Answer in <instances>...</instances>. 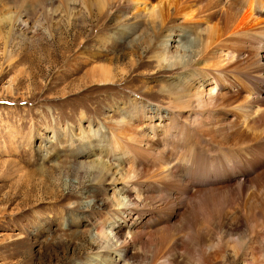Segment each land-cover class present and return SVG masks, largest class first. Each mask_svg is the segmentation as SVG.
Segmentation results:
<instances>
[{
	"label": "rangeland",
	"instance_id": "obj_1",
	"mask_svg": "<svg viewBox=\"0 0 264 264\" xmlns=\"http://www.w3.org/2000/svg\"><path fill=\"white\" fill-rule=\"evenodd\" d=\"M250 1L196 0L193 8L197 11L207 8L214 10L210 17L199 21L200 38L207 42L203 58L199 59L200 66L210 61L217 62L223 56L224 61H229V67L235 65L236 69H245L256 78H264L260 67L264 55V22L248 31L235 28L244 8L264 15V0H253L257 4L255 7ZM107 3L106 8H101L100 0H0V16L9 12L8 15L19 17L11 25L0 23V264H87L88 257L95 254L86 246L92 242L91 235L96 231L93 224L100 223L108 212L116 209L115 206H108V201L112 200L113 193L121 198L124 196L122 180L117 178L132 166L133 160L128 154L122 155L120 149L113 150L109 156L106 152L98 154L102 158L98 161H103L106 167L110 166V172H115L116 180L113 183L111 180H97L87 167L78 170L71 162L73 156L89 143L88 131L101 125L91 139L98 153L112 134L106 128L108 122L131 116L135 109L141 108L140 113L145 114L144 126L150 123L145 133L151 142L157 140L160 144L158 139L168 129L167 122H171L172 113L168 112L166 98L170 94L165 90L179 85L172 80L182 70L176 71L170 67L160 69L153 61L154 37H145L150 25L142 21L143 15L136 5L130 7L126 0H121L108 8ZM124 5L129 6L127 12L123 10ZM101 16L104 18L99 20ZM128 21L140 24L132 30L126 27ZM172 22L182 23L184 16L178 15ZM192 24L189 22L190 26ZM209 25L212 26L211 30L207 28ZM172 36L175 38L170 40V51L177 50L179 39L182 42L186 40L189 53L196 48L193 45L196 38L193 32L178 29L172 32ZM100 38L101 41L98 40ZM98 48H102L107 55L101 56L102 52L98 51L102 49ZM237 53L241 55L238 57ZM86 57L90 62L84 64ZM107 57L115 59L108 61L105 59ZM150 61L153 62L151 66ZM103 64L111 66L116 74L115 81L109 84L92 80L84 83L85 72ZM131 67L136 68L129 73ZM229 78V81H224L227 86L224 91L231 95L230 99L246 101L247 89L238 91L243 84L234 82L233 75ZM257 85L264 92V83L258 81ZM245 87H249V84ZM168 98L171 99V96ZM231 104L234 105V102L231 101ZM228 111L225 117L234 120L237 115L233 114L234 111ZM220 113L215 120L221 122L223 114ZM194 118L190 109L182 112L179 123L172 130L186 134L191 132L189 122ZM211 124L204 125L201 133L215 141L223 138V131H218V126L212 127ZM193 126L198 127L196 122ZM82 128L87 131L86 134H83ZM146 139L150 141L148 137ZM176 141L172 145L168 143L169 151L173 149L174 153L180 155V146H175ZM142 156L149 159V155ZM85 158L81 156L77 160L85 162L99 157L93 154ZM208 158L214 172L227 165L214 157ZM146 159L145 168H148ZM61 161L68 168L59 173ZM155 163L158 164L157 161ZM54 169L56 172H53ZM257 186H253L255 189L249 187L244 203L239 204L238 200L222 208L221 225L215 224L217 215L211 222L213 225L198 221L199 231L204 232L209 228L207 244L220 242L219 257L212 261L213 264H258L252 258L245 262L243 257L237 259L235 256L242 255L241 249L248 238V225L254 226V229L264 227V205L258 208L263 210L260 215L252 213L259 200L262 199L264 203L263 184ZM157 192L158 189L153 190L158 196ZM145 202L150 204V200ZM154 216L158 217L157 214ZM240 216L242 221L244 218L246 220L235 225L234 221ZM162 226L154 228L162 230ZM111 228L108 223L105 231L115 243ZM147 228H140L145 236L148 230L153 231L154 235L158 234L157 237L164 235L162 232L156 233L152 224ZM158 241H163L165 248L172 243L168 241L167 245V241ZM138 247L135 246V249ZM99 251V261L103 264H127L120 262V255L112 250L103 248Z\"/></svg>",
	"mask_w": 264,
	"mask_h": 264
},
{
	"label": "bare ground",
	"instance_id": "obj_2",
	"mask_svg": "<svg viewBox=\"0 0 264 264\" xmlns=\"http://www.w3.org/2000/svg\"><path fill=\"white\" fill-rule=\"evenodd\" d=\"M126 1L130 7L136 5V8L143 15L142 21H146L150 25L145 37H154L152 46V52H154L153 61L157 62L160 69L170 67L171 69L175 68L176 71L182 70V72H179V75L177 73L172 80L177 81L179 85L167 87V90H165L171 96V99L168 98L170 96L166 98L168 100L167 109L168 112L172 113V116L171 122L166 124L168 129L163 132L165 136L162 135L161 139H158L160 144L157 143V140L151 142L152 140L145 133L150 123L143 125L146 116L144 113H140L141 108L139 110L135 109L131 116L123 117L120 121L108 122L106 128L110 129L112 134L98 153L95 151L97 147L96 145L94 146V142L91 139L96 136L99 128L101 129V125H99L98 129L92 127L88 133L82 128L83 134L87 133L90 141L71 160L78 170L87 167L93 171L97 180L102 182L111 180L113 182L116 180L115 172H110V166L109 168L106 167V164L100 161L102 159H100L101 155L99 156L98 154L106 152L105 154L108 155L113 150L120 149L122 155L128 154L129 158L131 157L133 160V163L131 162L132 166L122 172L120 178H117L122 180L123 191L125 189V194L122 193L124 195L122 196L123 199L113 193L112 200L108 201V206H115L116 209L112 207L114 210L108 212L103 221L93 224L96 231L95 234L91 235L92 242H89L86 246L90 251H95V254H91L88 257L87 264H103L99 261L101 256L99 250L103 248L118 253L121 257L120 259H122L120 262H127V264H213L212 261L214 262L219 257L218 250L221 248L218 249V247L220 242L207 244L206 235L209 228H206L207 230L204 232L199 231L197 229L198 221L203 220L208 222V225H213L214 223L211 222L217 215L218 221L215 224L221 225L223 218L221 210L226 204H232L238 200H240V204L251 187L256 186L257 188L259 187L257 186L258 184H263L264 187V92L257 85L258 81L264 83V78H256L250 72L244 71L245 69L240 70L238 67L236 69L235 65L229 67L227 65L229 61H224L226 59L222 55H220L222 59L218 58L219 61L217 60L216 62L215 60L214 63L210 61L209 63L211 64L206 62L209 65L200 66L199 59L200 57L203 58L202 55L204 49H206L205 43L207 42L200 38L199 21L204 20L207 16L210 17L214 12L212 8L197 11L193 8L196 0ZM100 2L101 8H106V3L109 8L120 3L121 0H100ZM249 3H251L252 7L257 5L253 0ZM129 6L124 5L123 10L127 12ZM8 14L9 12L0 16V23L11 25L19 18L18 15ZM178 15L184 16V22H172ZM104 16L99 17V20H102ZM238 20L239 22H236L235 28H239L241 31H248L255 26L263 24L264 15L256 14L248 10V8H244ZM189 22L193 24L190 26ZM139 24L140 22L137 21H128L126 27L135 30ZM207 28L211 30L212 26L209 25ZM178 29L184 32L189 30L196 35L193 42L196 48L192 52L189 53V46L186 40L182 42L181 39H179L177 50L174 52L170 51V46L172 45L170 40L175 38L172 36V32ZM98 40L101 41L102 39ZM87 51L86 49L85 52ZM89 51H92V49ZM98 52H102L101 56L103 57H105V54L107 55L103 49ZM239 55L241 54L237 53L238 57ZM196 56H199V58L196 59ZM227 57L228 59L230 58L229 56ZM105 59L112 61L115 57H107ZM83 62L84 64L90 62L89 57H86ZM152 63L150 61V66ZM260 67L264 77V55L263 64L261 62ZM135 68L131 67L128 72L130 73ZM115 75L111 66L103 64L95 67L90 72H85L83 81L86 84L90 80L109 84L115 81ZM230 75L234 76V82L243 84L241 85L242 89L239 88L238 91L243 90V88L247 89L248 99L246 101L241 102L238 100L239 98L230 99L231 95L224 91L227 87L224 81H229ZM246 84H249V87L246 88ZM235 94L239 95L238 93ZM231 101L234 102V105L231 104ZM221 106L223 108L219 109ZM188 109L191 110L195 117L193 121L189 122L191 123V132L187 134L183 132V134L179 132L180 130H172L179 123L178 118L181 117V113H186ZM228 110L234 111L235 113L233 114L237 115L234 120L225 117L229 112ZM219 112L223 114V117H220L222 118L221 122L219 119L218 121L215 120ZM150 117L152 116L150 115ZM241 121H243V124H241ZM194 122L199 128L193 126ZM172 123L173 125L169 127L168 125ZM210 123H212V127L218 126V131H223L225 134L224 137L222 136L223 138L215 141L208 139L205 137L207 135L204 136L201 133V128ZM115 127L117 129H114ZM147 137L150 141H147ZM174 141H176L175 146H180V155L174 153L173 149L169 151L168 143L172 145ZM160 146L164 147L160 148ZM93 154H97L99 158L85 162L77 160L81 156H86V160ZM145 154L149 155V159H146L148 158L146 156H142ZM208 157L219 159L227 165L214 172V169L210 167ZM98 159L100 160L98 161ZM145 159L149 163L148 168H145ZM155 160L158 164L155 163ZM59 166V173L63 170L67 171L68 166L64 161L59 162ZM56 169L53 172H56ZM155 189L159 191V193L157 192L158 196L153 193ZM253 189L255 188L253 187ZM146 200H150V204H147ZM263 205V200H259L256 206L254 205L253 215H260L263 210L260 211L258 208H263ZM154 214H157L158 217L154 216ZM244 220L246 219L244 218ZM244 220L242 221L240 216L236 218L234 224L237 225L244 222ZM121 222L123 223L120 224ZM108 223L112 226L113 236L116 239L115 243L105 231ZM245 223L247 222L245 221ZM151 224L153 228L157 225H163L162 230L154 229L157 231L156 233L162 232L164 235L157 237L158 234L154 235L153 231H149L148 228ZM144 227H148V231H146L147 238L144 235L145 232L143 233L140 229ZM256 228L254 229V226L248 225V238L245 239L243 249H241L242 255L235 254V256L236 258L243 257L244 261L252 258V260L258 261V264H264V227ZM178 237L180 239L176 241L175 239ZM158 239L164 240L165 243L167 241V245L168 241L172 243L170 247L165 248L163 241L160 242ZM135 246L139 247L135 249ZM111 258L110 260L112 261ZM246 263L249 264L248 262Z\"/></svg>",
	"mask_w": 264,
	"mask_h": 264
}]
</instances>
